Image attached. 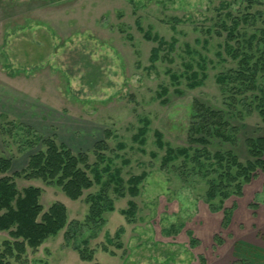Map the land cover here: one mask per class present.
Wrapping results in <instances>:
<instances>
[{
	"label": "rangeland",
	"instance_id": "obj_1",
	"mask_svg": "<svg viewBox=\"0 0 264 264\" xmlns=\"http://www.w3.org/2000/svg\"><path fill=\"white\" fill-rule=\"evenodd\" d=\"M248 1L227 0L222 8L220 0H0V129L13 130L0 134V155L14 158L9 175L38 149L23 154L33 137L9 124H28L16 114L47 113L42 135H55L74 152L91 151L111 132L99 167L111 170L81 199L41 181L15 180L19 190L43 189L45 211L63 203L68 223H78L79 231L68 241L66 227L12 264H264V171L240 196L217 197L211 207L209 161L199 170L182 156L163 168L167 148L190 146L194 100L227 108L230 94L216 80L237 66L226 49L236 39L222 26L231 24L226 13L237 16ZM258 10L264 21V5L251 12ZM161 40L166 45L152 61ZM234 109L246 111L243 104ZM244 123L240 144L245 136L264 135L257 113ZM89 157L96 161L92 152ZM117 170L124 182L145 174L136 196L116 194L115 181L107 186ZM101 189L114 210L102 223H89L87 197ZM130 201L136 204L132 222L121 213ZM7 239L0 232V252ZM75 246L93 251L92 261H82Z\"/></svg>",
	"mask_w": 264,
	"mask_h": 264
},
{
	"label": "trees",
	"instance_id": "obj_2",
	"mask_svg": "<svg viewBox=\"0 0 264 264\" xmlns=\"http://www.w3.org/2000/svg\"><path fill=\"white\" fill-rule=\"evenodd\" d=\"M220 1L222 8L229 5L227 0ZM255 5L263 6L264 3L249 0L244 12L239 9V14L235 17L229 12L225 14L229 21L231 20V24L222 27L228 32L231 40L236 39V45L227 44L226 49L237 65L219 73L216 80L220 89L230 94L228 98L230 102L225 103L227 108H216L200 100H194L188 129L189 148L176 150L167 148L163 158V168H167L169 163L182 156L186 160L190 158L199 170L205 168V162L209 161L207 177L210 173L215 175L207 180L206 201L211 207H214L213 202L217 197L227 198L231 194L240 196L243 186L250 183L259 171H264V135L245 136L240 144L241 132L246 128L245 117L257 113L264 124V21L260 10L251 12ZM257 21L262 22L260 27ZM245 25L251 29L250 34L247 29L245 30ZM145 36L151 40L150 34ZM165 45L164 40L159 41L158 47L153 49L152 61L158 60V54ZM193 76L196 80L197 74ZM202 83L195 82L191 87L203 85ZM242 104L246 111L234 109L236 105ZM9 124L14 126V129L25 132L26 136L33 137V140L26 142L28 151L23 152L21 149L20 152L24 154L38 149L28 156L24 168L14 171L11 175L9 174L13 168L14 158L0 155V232H7L9 235V239L2 243L0 264L18 262L28 249L37 251L50 237L57 235L66 227L65 236L68 241L74 239L79 231L78 223H68V211L63 203L54 202L45 211L40 201L43 189L30 185L19 190L16 179L41 181L46 186H56L69 199L77 201L86 190L99 185L104 173L111 170L110 165L99 168L107 160L104 152L108 150L107 140L111 137L108 130L104 132L103 139L94 144L91 151L74 152L65 143L57 141L55 135L43 136L23 122L12 121ZM11 131L13 132L12 128L0 129L1 137L5 132L11 134ZM145 132L146 130L142 129L140 135H144ZM190 150H193L192 154H189ZM240 150L246 154L245 161L241 160L238 153ZM91 152L96 157L92 164L89 157ZM144 175L133 176L124 182L117 170L114 176H110L107 186L115 181L116 194L123 197L124 191H128L130 195L136 196L139 193L138 185L143 181ZM86 201L90 205L86 218L89 223L92 221L102 223L103 214L114 210L113 200L108 197L106 189L89 195ZM128 205L129 209L121 213L128 218V222H132L136 204L130 201ZM119 232L122 233L123 229ZM83 245L86 246L87 242L84 241ZM74 248L82 261H92L93 251L81 249L79 246Z\"/></svg>",
	"mask_w": 264,
	"mask_h": 264
},
{
	"label": "crops",
	"instance_id": "obj_3",
	"mask_svg": "<svg viewBox=\"0 0 264 264\" xmlns=\"http://www.w3.org/2000/svg\"><path fill=\"white\" fill-rule=\"evenodd\" d=\"M10 107L13 108V106H10ZM4 113H5L4 115H7L6 112H4ZM10 114H12V113H10ZM44 115L46 116L48 114L44 113V112H40V111L32 113L31 116L29 114H27V115H25V114H16V116H18L19 118H22V119L26 118V121L28 122V125L33 127L35 130L39 131L41 134L44 131V128H43V126H44L43 123H45V122H43V116ZM23 116H25V117H23ZM25 124H27V123H25Z\"/></svg>",
	"mask_w": 264,
	"mask_h": 264
}]
</instances>
